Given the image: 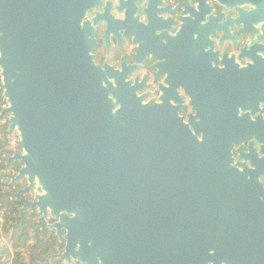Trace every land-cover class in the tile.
Listing matches in <instances>:
<instances>
[{
  "label": "water",
  "instance_id": "water-1",
  "mask_svg": "<svg viewBox=\"0 0 264 264\" xmlns=\"http://www.w3.org/2000/svg\"><path fill=\"white\" fill-rule=\"evenodd\" d=\"M102 2L0 0V90L6 100L0 115L8 116L6 133L18 136L19 150L10 160L22 163L16 178L26 179L23 192L40 189L24 208L55 219L51 227L60 238L65 230L57 255L67 264H220L229 257L264 262L262 226L258 230L252 221L255 207L264 213V205L242 184L254 170L239 169L230 151L219 154L182 117L145 103L119 69L94 61L102 20L105 33L119 29L133 36L145 56L149 33L160 40L156 30H174L170 18L152 21L150 2L143 22L137 4L120 0L114 7L125 16L117 19L110 0L99 10ZM132 20L141 32L129 28ZM185 21L172 43L191 42L186 36L194 20ZM135 189L151 199L146 226L131 224ZM204 215L213 221L203 223Z\"/></svg>",
  "mask_w": 264,
  "mask_h": 264
},
{
  "label": "flooded vegetation",
  "instance_id": "flooded-vegetation-1",
  "mask_svg": "<svg viewBox=\"0 0 264 264\" xmlns=\"http://www.w3.org/2000/svg\"><path fill=\"white\" fill-rule=\"evenodd\" d=\"M106 1L103 0L99 10H102ZM110 1L113 4L111 13L115 18H124L125 12L114 7L120 0ZM122 2L124 6L137 4V14L143 22L148 20L144 9L151 2L149 15L152 21L157 23L161 20L156 17H169V23L174 30L168 34L166 28L160 33L156 30L154 35L162 34V37H158L160 40L149 33L146 39H149L150 52L143 56L138 53V45L133 36L125 35L119 29L116 30L119 32L118 36L111 31L105 33L107 25L106 21L102 20L95 32L97 44L92 51L95 63L101 66L108 64L119 69L121 74L135 85L137 94L143 96L145 103L152 106L163 105L165 113L182 117L196 137L200 141L208 139L216 152L223 155L230 151L232 163L239 169H253V173L246 174V180L242 184L246 192L255 196L263 206L264 4L207 0V5L201 6L199 0H161L160 7L163 9L158 11L155 6L158 0ZM254 10H257L256 19L251 16ZM91 15L92 12H89L88 17ZM187 17L194 20L191 37L188 36L189 32L186 36L191 42L172 43L170 36H176L181 24L187 22ZM129 28L136 33L141 32L135 20L131 21ZM11 134L2 132L0 138L8 140ZM16 149L10 145L6 146V150ZM10 157L11 153L4 155L1 160L5 158L6 164L13 167L12 171L8 172V187L13 194L12 200L19 205L21 217L30 207L24 208L25 203L34 197H26L32 189L23 192L26 179L16 178L22 163L10 160ZM259 185L262 187L261 191ZM131 195V224L146 226L152 218V208L149 204L151 199L146 190L142 195L135 189ZM255 208L254 217L257 219L252 221H257L258 230L262 226L260 234L264 242V213L259 205ZM31 209L35 211L36 208ZM34 211L32 217H38L35 222L36 230L48 237L49 241L56 242L55 251L49 254L58 264H67L66 260L60 261L57 257V252L64 250L66 244L65 230L63 238H60L55 228L51 227L55 219H43L37 210ZM159 217L163 221L165 216L162 214ZM206 219L209 223L213 221L211 216L204 215L203 223ZM119 223L127 226L121 219ZM213 253L211 250V254ZM220 264L264 262L261 259L254 261L249 258L229 257Z\"/></svg>",
  "mask_w": 264,
  "mask_h": 264
},
{
  "label": "trees",
  "instance_id": "trees-1",
  "mask_svg": "<svg viewBox=\"0 0 264 264\" xmlns=\"http://www.w3.org/2000/svg\"><path fill=\"white\" fill-rule=\"evenodd\" d=\"M6 100L0 90V112L4 109ZM7 114L0 117V133L8 128ZM9 139V138H8ZM8 140L0 138V264H47L49 256V244H56L55 240H48V237L42 235L36 230V223L31 224L29 220L32 217L33 206L24 211V216L19 217V205L12 200L13 194L9 191V175L12 166L6 164L4 155L12 150H6ZM25 180V179H24ZM26 181H24V186ZM26 202V200H24ZM25 219H27L25 221ZM25 221V222H24ZM27 221H30L26 223ZM43 225V224H42ZM21 227L20 232H18ZM31 229H34L31 232ZM22 238V240H21ZM29 252V258H24V252Z\"/></svg>",
  "mask_w": 264,
  "mask_h": 264
},
{
  "label": "rangeland",
  "instance_id": "rangeland-1",
  "mask_svg": "<svg viewBox=\"0 0 264 264\" xmlns=\"http://www.w3.org/2000/svg\"><path fill=\"white\" fill-rule=\"evenodd\" d=\"M0 80H1V76H0ZM5 108V107H4ZM2 112V111H1ZM1 112H0V114H1ZM7 120H8V116H7ZM8 122V121H7ZM10 137L11 136H9V139H8V143H9V140H10ZM11 153V152H10ZM37 191H40V189L38 188V189H32V191L31 192H29V194L26 196L28 199H31V198H33V197H35V194H36V192ZM25 197V198H26ZM34 209L36 208V207H33ZM37 210V208L35 209V211ZM34 211V210H33ZM34 211V212H35ZM35 215V214H34ZM27 219H25V221H26ZM30 221H31V224H33L34 222H36L37 220H38V217H36V216H33V217H31L30 219H29ZM24 221V222H25ZM30 221H27L26 223H28V222H30ZM36 225V224H35ZM20 230H21V227H19V229H18V232H20ZM30 230H31V232L32 233H35V231L33 232V230L34 229H31L30 228ZM0 245H3V243L2 244H0ZM56 245V244H55ZM54 244H49V250H50V253L51 252H53V251H55V248H56V246H55ZM22 251L24 252V258L26 259V260H28V258H29V252H28V250L27 251H24V249H22ZM57 254H58V252H57ZM57 257H58V255H57ZM59 260V259H58ZM61 261V260H60ZM47 264H58V261H55L54 260V258L49 254V256L47 257Z\"/></svg>",
  "mask_w": 264,
  "mask_h": 264
},
{
  "label": "built area",
  "instance_id": "built-area-1",
  "mask_svg": "<svg viewBox=\"0 0 264 264\" xmlns=\"http://www.w3.org/2000/svg\"><path fill=\"white\" fill-rule=\"evenodd\" d=\"M10 136H11L10 140H9L10 147H12V148L16 147L17 148L16 150H18L19 149V147H18V136L16 134V131H14Z\"/></svg>",
  "mask_w": 264,
  "mask_h": 264
}]
</instances>
